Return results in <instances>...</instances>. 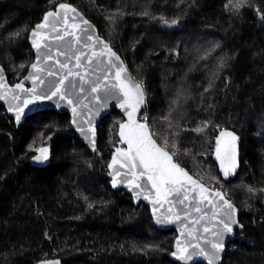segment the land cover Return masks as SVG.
Listing matches in <instances>:
<instances>
[{
    "label": "trees",
    "instance_id": "trees-1",
    "mask_svg": "<svg viewBox=\"0 0 264 264\" xmlns=\"http://www.w3.org/2000/svg\"><path fill=\"white\" fill-rule=\"evenodd\" d=\"M62 1L0 0V63L12 83L34 61L31 29ZM64 1L144 85L150 126L191 157L178 162L194 175L199 164L240 208L244 230L223 264H264V0L239 9L236 0ZM164 20L179 25L165 30ZM123 120L117 110L102 119L91 153L68 114L42 111L17 129L0 105V264H178L170 258L175 231L157 229L147 206L111 187L108 163ZM223 128L242 137L241 170L228 183L212 155L204 157ZM46 144L50 165L32 166Z\"/></svg>",
    "mask_w": 264,
    "mask_h": 264
},
{
    "label": "water",
    "instance_id": "water-1",
    "mask_svg": "<svg viewBox=\"0 0 264 264\" xmlns=\"http://www.w3.org/2000/svg\"><path fill=\"white\" fill-rule=\"evenodd\" d=\"M66 4L72 8L76 9V13H68L69 21H68V28L67 31H72L71 24L73 20L71 19L73 15L77 17L76 23L80 24L81 29L87 28L88 34H91L94 37V40L89 41L86 38V34H82L81 32L77 31L76 35L81 36V41L79 44L74 43L73 37L67 36L63 41L57 40L56 36L58 35L57 32L52 30V23L53 19H49V26L43 29L37 27V25L44 22L43 18L49 11H60L59 5ZM47 11L42 20L35 25L33 29H31L28 37L29 44L31 45L32 51L34 53V61L29 66V69L24 77L21 80L12 83L8 77L7 71L4 66L0 63V82L5 84L7 88H0V96L3 98L0 99V105L4 106L6 109L7 114L14 120L17 129L26 122L27 118L31 115L42 111H56L58 113H66L70 116V124L71 127L74 129L75 134L77 137L87 146L91 153L98 152V143H99V125L103 118L110 115L114 110H117L121 116L123 117V122L121 124L129 123V117L127 112L131 109H122L120 107V101L124 99L122 95L119 94V89H112L111 85L116 83L114 78L115 69L108 68L106 64V57H99L97 59H93L91 63L88 62V57L91 56L92 51H99L103 48V45L106 44L112 52L119 57L120 62H122L123 67L126 69V73L124 74L127 78H130L132 83L139 84L143 90V103L139 106L138 111L134 114V119L137 123H144L147 125L149 132L152 134L153 139L156 140L158 145H161L157 139L154 137L151 127L148 123L141 119L142 113L147 106V94L144 85L134 78L130 69L128 68L124 58L121 56L119 52H117L114 47L101 35L98 27L87 17L85 16L78 8H76L73 4L68 1H62L54 9H50ZM61 17L64 16V12L60 11ZM83 20L88 21V24L85 25L82 23ZM57 26H61L59 23ZM38 32L41 35L47 36L48 39L46 40H39V37L33 36V32ZM59 34H62L59 33ZM95 38H98V41H102L103 44H100L96 41ZM39 40L42 45H46L47 47H41L39 50L34 46V41ZM51 49V51H49ZM179 54V49L176 52ZM83 54V55H81ZM81 55V60L79 61L81 67L77 68V60L76 56ZM45 57H51L45 62ZM36 64L38 67L44 69L42 72H34L32 70V65ZM60 65H67V68H61ZM71 70L73 73H80L81 75H85L84 81L80 79L79 76H69L68 80L65 81V84H68V81H72L75 85V89H71L72 95L71 99L73 100V104L69 105L67 100H60L58 97H52L50 99L44 98L51 92L52 86L57 82L58 77L66 75L68 70ZM51 71L55 73V75H48V72ZM39 77L40 79L36 80L34 84L30 77ZM105 77H107L105 79ZM43 81V83H41ZM87 81V82H85ZM17 84H21L26 91L21 92L19 89L16 88ZM94 84H99L102 88H105L104 92L100 93H92L91 88ZM106 86V87H105ZM32 89H35V93L40 98L36 99L35 101L28 103L25 107L23 102L28 100L33 95ZM82 89V91H81ZM7 90H11L8 92V95L5 96L4 93ZM13 94L18 95L20 99L13 100ZM107 96V105L104 108H101L98 112L96 109L99 108V105L96 104L93 97L94 96ZM115 96L116 98H111ZM85 105L87 107H85ZM17 106L23 107V115H21L20 120L17 121L16 119V112L15 108ZM76 107L77 112L82 114L84 117L88 118L92 116V113H96L93 118V126L95 127V147L90 143L89 139L86 138L85 134L79 131V125L73 123L74 115L72 112V108ZM12 109V110H10ZM120 124V125H121ZM120 125L118 127L117 137L119 141L122 143L121 147H118L114 150L111 155L110 161L108 163V176L110 179L111 187L114 191H124L125 193L129 194L135 205H145L149 208L150 215L152 217L153 223L155 227L159 230L169 231L174 230L176 236L173 242V249L170 253V258L178 263V264H207V260L203 256H193L190 260H181L178 258L179 253L177 251L178 247H184L189 243H200L203 247H208V245L204 244V240H213L215 237L213 233L218 231L221 228V225L216 224L215 219H213V212L219 211V209H213L212 204H209L207 200H202L199 195V189H195L192 191L191 189L193 186L191 184H185L184 188L189 189V191H184L181 189L179 192H171L169 193L167 200L161 203L153 204L152 200L156 199L155 190L152 189L151 184L147 183L144 180H141V184L144 185L142 188H132L126 183H117L115 187H113V175L117 170L121 172V176L118 178L119 180H125L123 173L127 171V169H120L119 165L117 164L113 168H110L109 165L112 162L113 156L117 154V149L122 151L127 150V144L121 141L120 136ZM87 128V125H83ZM232 133L238 139L236 141V168L234 172H230V174L225 177L224 171L221 168V161L217 159V140L221 141L220 144V155L224 158V165L225 167L228 166V160L225 156V149L227 148L230 138L227 136H221V133ZM90 135V134H89ZM241 145H242V137L239 133L235 130L230 128H223L220 130L215 138L214 144V151H213V160L218 166L219 173L225 182H230L233 179H236L241 170ZM40 148H47L48 149V160L46 161H37L35 157H37ZM37 152L33 155L30 159V164L34 167L45 168L48 167L51 163L52 159V147L51 145H43L41 146ZM169 151V150H168ZM170 152V151H169ZM171 153V152H170ZM174 162H178L176 158L173 156ZM179 163V162H178ZM179 166L184 169L185 172L188 173L194 180L197 181L198 184L203 185L205 188L209 190V198L213 201V203L222 204L223 201L219 200V197H215L211 195L214 192H219L223 195L224 199L227 200L233 208H235V216L234 219L236 223L232 225V232L225 233L223 243H224V250L221 252L220 259L216 262V264H223L228 246L229 244L237 238L238 232H242L244 230V225L241 223L240 220V208L234 204L225 194V192L221 189H214L204 182H202L199 178H197L194 174H192L186 167L179 163ZM179 187V186H176ZM139 193V195H137ZM148 196V199H145V196ZM184 195L189 197L188 200H183ZM183 200V203L179 201ZM171 208L172 211L169 212L168 209ZM199 208L200 210L197 211L196 209ZM227 210V209H225ZM176 216H179L180 219L177 220ZM158 220L160 222H158ZM208 227L211 229L210 232L205 233L203 229ZM193 237H197L198 240H194ZM193 249L189 248V252H192ZM63 264L60 258H50V259H43L38 261L36 264Z\"/></svg>",
    "mask_w": 264,
    "mask_h": 264
},
{
    "label": "snow or ice",
    "instance_id": "snow-or-ice-1",
    "mask_svg": "<svg viewBox=\"0 0 264 264\" xmlns=\"http://www.w3.org/2000/svg\"><path fill=\"white\" fill-rule=\"evenodd\" d=\"M244 3V0H236V2L232 5L234 8L239 9ZM60 11L64 12V16L61 17L60 11H49L44 16V22L37 25L38 28L43 29L49 26V19H53L52 30L57 32L56 36L57 40L63 41L65 37L71 36L73 37V41L76 44H79L81 41V36L76 35V32L79 31L82 34H86V38L89 41L94 40V37L91 34H88V29H81L80 24L76 23L77 17L75 15L72 16L73 23L71 24L72 31H67L68 28V13H76V9L72 8L66 4L59 5ZM61 26H57V24ZM83 24L87 25L88 21L83 20ZM165 24L169 22L164 20ZM177 23L176 20H172L171 24ZM62 34H59L61 33ZM33 36L39 37V40L48 39L47 36L41 35L38 32H33ZM96 41L100 44H103L102 41H98V38H95ZM39 40L34 41V46L39 50L41 47H47L46 45H42ZM51 51V49H49ZM83 55V54H81ZM81 55L76 56L77 64L76 67H81L79 61L81 60ZM99 57H106V64L110 69H115L114 78L116 83L111 85L112 89H119V94L124 97L122 101H120V107L122 109H131L127 112L129 117V123L120 125V136L121 141L127 144V150L122 151L117 149V154L113 156L112 162L109 165L110 168H113L117 164L120 169H127L125 173H123L125 180L121 181L118 178L121 176V172L117 170L113 175V187L117 185V183H126V185L132 188H142L144 185L141 184V180L146 181L151 184L152 189L155 190L156 199L152 200L153 204L161 203L167 200L169 193L171 192H179L181 189L184 191H189V189L184 188L185 184H191L193 188L199 189V195L202 200H207L209 204H212L213 209H219V211L213 212V219H215L216 224L221 225V228L218 231L213 233V240H204V244L208 245V247L201 246L200 243H189L184 247H178L177 251L179 253L178 258L181 260H190L193 256H203L207 260V264H216V262L220 259V253L224 250V235L225 233L232 232V225L236 223L234 219L235 216V208L224 199L223 195L219 192H214L211 195L215 197H219L220 201H223L222 204L213 203V201L209 198V190L205 188L203 185L197 183L191 176L188 175L187 172L184 171L183 168L179 166L178 162H174L173 156L176 155L175 152L170 153L167 150L168 141L165 139L163 145H158L156 140L153 139L152 134L149 132L148 127L144 123H137L134 119V114L138 111L139 106L143 103V90L139 84L132 83L130 78H127L124 74L126 73V69L123 67L122 62H120L119 57L116 56L114 52L106 45H103L99 51H92L91 56L88 57V62L91 63L93 59H97ZM51 59V57H45V62ZM61 68H67V65H60ZM220 67H223V63H221ZM32 70L34 72H42L43 68L38 67L36 64L32 65ZM48 75H55V73L49 71ZM86 73L81 75L80 73H73L70 69L67 71L66 75L60 76L57 79V82L52 86V90L48 93L44 98H52L58 97L60 100H67L69 105L73 104V100L70 98L72 95L71 89H75L76 85L72 81H68V84H65V81L68 80L69 76H79L82 81H84ZM32 82L35 84L36 80L40 79L37 77H30ZM107 77H105L106 79ZM2 80V78H0ZM87 82V81H85ZM43 83V81H41ZM106 87V86H105ZM211 87V85H209ZM0 88H7L5 84L0 82ZM16 88L21 92L26 91L21 84H17ZM11 90L5 91L4 95L7 96L8 92ZM33 95L30 99L25 100L23 105L26 107L28 103L35 101L40 98L36 95L35 89L31 90ZM82 91V89H81ZM105 88H102L99 84H94L91 88L92 93H100L104 92ZM3 97L0 96V99ZM107 96H94L93 99L96 104L99 105V108L96 109L98 112L101 108L106 107L107 105ZM111 98H116L112 96ZM13 100H19L20 97L18 95L13 94ZM85 107H87L85 105ZM12 110V109H10ZM16 119L20 120L21 115H23V107L17 106L15 108ZM72 112L74 115L73 123L79 125V131L85 134L86 138L89 139L90 143L95 147V127L93 126V118L95 116V112L92 113L91 117H84L82 114L77 112V108L73 107ZM83 125H87L85 128ZM206 127V125H205ZM202 130V129H198ZM90 134V135H89ZM221 136H227L230 138V142L225 149V156L228 160V166L224 165V158L220 155V144L221 141L217 140V159L221 161V168L224 171L225 177H227L230 172H234L236 168V141L237 137L232 133H221ZM174 146V144H173ZM39 155L35 157L37 161H46L48 160V149L40 148ZM179 186V187H176ZM139 195V193H137ZM148 199L149 197L146 195L144 197ZM189 197L184 195L183 200H188ZM183 200L179 201L183 203ZM227 209V210H225ZM197 211L200 209L197 208ZM169 212L172 211L171 208L168 209ZM176 219L179 220L180 217L176 216ZM158 222H160L158 220ZM205 233L210 232L211 229L205 227L203 229ZM194 240H198L197 237H193ZM189 248L193 249L192 252H189ZM57 264V262H54Z\"/></svg>",
    "mask_w": 264,
    "mask_h": 264
},
{
    "label": "rangeland",
    "instance_id": "rangeland-1",
    "mask_svg": "<svg viewBox=\"0 0 264 264\" xmlns=\"http://www.w3.org/2000/svg\"><path fill=\"white\" fill-rule=\"evenodd\" d=\"M179 25V23H175V24H171V23H168V24H163V27L165 30H175L177 28V26ZM153 132H155L156 134V138L157 140L164 144V141L166 138L162 137L160 135V133L157 131L156 127L153 126ZM214 132V131H213ZM213 134V133H212ZM216 138V137H215ZM168 141V145H167V149L170 150L171 152H175L176 155L174 156L176 158V160H186V159H191L190 156H188L189 154H187L186 152L180 150L179 148L173 146V144L171 143V141H169L168 139H166ZM213 140V137L212 135L209 137V142L207 140V148H208V151H206V154L204 155V157H209L210 155H212V159H213V151H214V146L212 147L211 146V143L210 141ZM214 144H215V140H214ZM214 162V160H213ZM215 163V162H214ZM194 165V171H195V176L196 177H200L199 179H202V180H207L208 183H210L211 187L213 185L216 186V188L218 189V184H217V181L213 178H211V176L209 175V173L204 169L202 168L199 164H193ZM216 165V163H215ZM217 166V165H216ZM218 168V166H217Z\"/></svg>",
    "mask_w": 264,
    "mask_h": 264
},
{
    "label": "built area",
    "instance_id": "built-area-1",
    "mask_svg": "<svg viewBox=\"0 0 264 264\" xmlns=\"http://www.w3.org/2000/svg\"><path fill=\"white\" fill-rule=\"evenodd\" d=\"M147 109V108H146ZM145 112H146V110H145ZM145 112L143 113V115L141 116V119L143 120V121H145L146 123H148L149 124V119H148V117L146 116V114H145ZM150 125V124H149ZM151 127V126H150ZM152 130V133H153V135H154V137L156 138V134H155V132H153V129H151ZM157 139V138H156ZM160 143V142H159ZM161 145H163L162 143H160ZM122 146V143L119 141L118 142V144H117V148L118 147H121ZM168 150V149H167ZM170 151V150H169ZM171 152V151H170ZM172 153V152H171ZM212 188H214V189H217L216 188V186L215 185H213L212 186Z\"/></svg>",
    "mask_w": 264,
    "mask_h": 264
}]
</instances>
